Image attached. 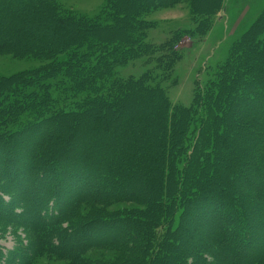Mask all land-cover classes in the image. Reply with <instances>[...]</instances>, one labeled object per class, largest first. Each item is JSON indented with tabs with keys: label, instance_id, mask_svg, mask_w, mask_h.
<instances>
[{
	"label": "trees",
	"instance_id": "1",
	"mask_svg": "<svg viewBox=\"0 0 264 264\" xmlns=\"http://www.w3.org/2000/svg\"><path fill=\"white\" fill-rule=\"evenodd\" d=\"M1 2L0 52L31 53L48 61L44 67L13 79H0V124L4 125V137H0V156L4 157H0V222L25 231L33 229L38 255L59 254L74 264H264V253L244 262L238 252H243V246L249 250L254 245V219L249 213L254 199L248 196L258 192L264 196V185L251 192L244 189L243 199L234 193L238 186L232 179L238 173L252 181L240 167L250 164L252 172L261 173L260 165H264L259 151H264V114L255 108L264 106V11L233 44L227 59L210 70L208 81L195 85L192 102L185 106L171 101L163 86L173 78L177 64L171 40L148 42L147 21L138 15L160 0H143L139 2L143 8L135 12L130 11L136 8V0L118 4L113 0L109 13H103L108 17L106 23L64 14L53 0H45L44 6L41 0L26 1L29 10L25 13L19 9L20 1ZM120 5L125 10L119 9ZM127 5L132 9L126 11ZM204 12L207 9L197 19V26L208 23ZM125 20L127 37L110 44L107 31L125 26ZM257 32L261 33L255 36ZM137 60L144 72L122 76L121 67ZM243 96L247 106L253 104L252 112L249 106L242 108ZM5 105H10L8 112ZM49 125L54 126L53 131L44 142L40 132ZM109 128L123 145L103 143L100 148L105 155L96 158L84 136L86 132L105 134ZM250 129H256L253 138L239 139L238 134ZM21 139L25 149L18 147ZM80 142L86 143L87 153ZM226 155L228 159L222 163ZM102 168L114 171L116 180L108 179V191H94L92 182L98 187ZM84 171L88 178L82 177L80 184L84 183L79 184L75 196L60 199L67 185L80 180L72 176L78 178ZM123 178L132 188L136 183L137 189L127 183L128 187H119ZM16 185L23 199L14 202L17 194L12 188ZM30 191L35 193L31 196ZM61 202L68 206L60 209ZM115 203L131 207H121L123 216L108 219L105 209ZM90 204L99 207L81 212L83 205ZM207 208L209 216L223 219L201 224L211 227L217 223L216 231L202 235L213 243L203 237L183 240L184 225ZM14 214L22 216L21 224L13 221ZM120 222L125 224L121 226L124 236L99 234L108 225L118 230ZM87 229L96 235H85L78 246L61 240L67 236L65 230L80 238ZM130 230L135 234L128 235ZM97 248L115 249L120 257H85L87 251ZM9 257L18 264H34V256L25 263L20 262L23 257L18 253Z\"/></svg>",
	"mask_w": 264,
	"mask_h": 264
},
{
	"label": "rangeland",
	"instance_id": "2",
	"mask_svg": "<svg viewBox=\"0 0 264 264\" xmlns=\"http://www.w3.org/2000/svg\"><path fill=\"white\" fill-rule=\"evenodd\" d=\"M1 1L2 0H0V2ZM12 1L15 2L16 0H12ZM17 1H20L19 3L20 11L22 13L28 12L29 5L26 4V1L29 2V0H17ZM53 1H55V3L58 4L59 9L61 10V12H64V14L67 15L76 14L82 19L88 17L93 21L106 23L108 17L106 15H103V13L104 14L106 12L107 14L109 13V9L112 8L110 2H112L113 0H53ZM141 1L143 0H136L135 2L136 8L134 10H131L130 12L141 10L143 8L139 4V2ZM160 1H161L160 3L155 4L154 8L141 11L138 13V15L141 19L147 21L146 24L148 25L149 29H147L146 31L147 33L146 39L148 42L160 44L168 39L171 40V46L174 48V51L177 53V64L175 67L173 78L167 81L163 86L165 87L171 101H173L175 104L189 106L192 102L193 90L195 88V85L198 82L199 84L204 85L209 79L208 77L210 76L209 74L210 70L217 68L216 66L218 64H220L221 62L227 59L233 44H235L238 40L242 39L244 34L248 32V30L251 28V26L256 21L258 16L264 11V0H160ZM119 2H122V0H117V4ZM34 4L37 5V3ZM41 5L42 6L45 5V0H41ZM124 7L123 5H120L119 9L125 10ZM130 9L132 8H130L129 5H127L126 11H129ZM206 9L207 12L204 13H207L205 15H207V17L209 18L207 20L208 23L203 22L200 26H197L198 24L197 19L201 16L202 11ZM35 19L39 20L40 15L39 17L37 16ZM127 27H128V21L125 20V26L113 27L112 30L113 32H111V30L107 31V35H106L107 41L111 44V43H116L119 40V38H123L124 36L127 37L128 35ZM260 33L261 32H257L255 36H258ZM262 35L263 34H261V36ZM246 51L252 53V51H255V49L247 48ZM33 55L34 54L31 53L29 54L24 53L19 55L15 53L0 52V79H4V80L13 79L16 76L30 72L33 69L44 67L48 60L43 57H38V56L36 57ZM141 65H142L141 61L137 60L136 62L130 63L127 66H122L121 75L122 76H128L130 74H135L137 76L141 75L144 72V69L142 68ZM250 82L252 83V81ZM255 84L257 85V83ZM251 98L252 97H250V99ZM243 99L244 96L243 98L240 97L242 108L246 109L249 106L250 108L249 110L252 112L254 107L253 104L247 106V104L243 102ZM259 103L260 102H258V104ZM154 104L156 105L157 101H154L153 105ZM9 108L10 105L7 106L5 105L4 111L8 112ZM255 108H259L258 112L260 113V115L264 114L263 105H256ZM242 112L243 111L241 110V112L240 113L238 112V114H242ZM248 114L251 113L248 112ZM58 125L59 127L61 126L60 124ZM2 126L4 125L0 124V137H4V135H2L4 131L1 132ZM53 127H54L53 125H49L46 129L40 132V137L44 142L46 139L50 138L48 133L49 131H53L52 129ZM12 130H16V128L14 127L12 128ZM255 130L256 129L254 130L250 129L248 130V133L245 134L243 133V135L238 134V136L240 137L239 139L244 140V139L253 138L252 137L254 135L253 131ZM113 134L114 131L110 128L108 133L105 134L92 133L90 135L89 132H86L84 136L85 137L84 140L88 141L87 142L88 146H90L91 149L93 150L92 155L94 157L100 158L101 156L105 155L103 150H101L100 148V146L103 145V143H107L108 146L122 144L121 139L117 141V138H115ZM20 141L21 142H19L18 147L20 146L22 149H25L26 147L24 141H22V139ZM62 141L63 140H61L60 142ZM71 142L73 144V139ZM78 144H80V148H82L87 153L86 147H84L86 143L80 142ZM73 146H77V145L73 144ZM224 150L228 153L230 151L229 149L226 148ZM259 151H261L260 154L264 155V151L262 149H260ZM0 157L1 159L4 158L2 157V153ZM227 159L228 158L226 155V157H223L222 163H224ZM0 163L2 164V162ZM247 163H249V161ZM78 167L81 168V165H79ZM91 167L92 166H90V168ZM260 168L262 169L261 173L260 172L257 173V172H252L250 170V164L243 165L240 167L241 171H244L243 173H246L248 176H250L249 180L252 181H247L246 177L241 178L240 174L238 175V173L234 177H232V179L234 178L233 180L235 181V184H237L238 186V188H236L238 190H235L234 192L237 194V196L238 195L242 196V198L245 199L246 195L245 193H243L244 189L251 192L254 191L253 189H256V187L264 185V165H260ZM101 172L104 175L102 177L103 179L101 180L99 179L98 187L94 184V182H92V180L90 181L93 183V187H95L94 191L96 190L108 191L110 188L107 183L108 179H111L112 181L116 180L115 179L116 173L114 171L102 168ZM48 175L49 174H47V176H45V178L41 180L43 184H45ZM84 175L86 176L85 179L86 181L88 178V172L85 171L82 172L78 178L76 177L74 178V176H72L73 180L74 179L76 180L80 179V180L76 181L75 183L73 182V185H71L70 187L67 185L68 188L66 186V188L63 190V193L60 194V199H65L66 196L69 199L73 198L76 194V191L80 189L79 184L81 179L83 180L82 177H84ZM219 177L221 180L222 178L221 175H219ZM127 180L128 179L123 178L121 185H119V187L127 186L128 184V186L132 188V184L130 185ZM50 182L51 181L49 180L48 184ZM83 183L84 182L82 181L81 184ZM239 183L241 185H239ZM5 184L6 183H4L3 188L6 186ZM12 189H13L12 192H15V194H17L14 196V202L23 199L22 196H18L20 195L17 191L18 185H16V188H12ZM132 189L134 190L137 189L136 183L133 184ZM49 192L52 193L53 191H49ZM34 193L35 191H32L29 194H31L32 196V194ZM26 196L28 197V195ZM248 197H250L251 200L254 199L252 201L253 205L249 209V213L252 215L254 219V226H255L254 240H253L254 245H252V249L249 250L247 247L243 246V252L241 251L238 252L241 253L242 259L249 258V256L256 257L257 259L259 258L258 256L260 254L264 253V196L260 194V192H258L256 195L252 194V196H248ZM4 199L5 201H7L9 200V197L7 196ZM66 202H61V204L59 203L60 209L66 208L68 206ZM97 207H99V205H94V204H90L87 206L83 205L81 208V212L90 211L92 209H96ZM121 207L128 209L131 207V204L115 203L112 204L111 206H107V208L105 209V213L108 214L105 217H107L108 219L109 218L116 219L115 217L123 216L124 215V213L122 212L123 209L119 210ZM114 211L117 214H113ZM208 211L209 213L211 212L210 209L207 208L206 211L203 212V214H200V217L199 216L197 217V219H194L191 216L192 219L190 220V223L188 225L186 224L184 225L187 232L184 235H182L183 240L187 239L188 241L190 240L193 241V239H195L196 237L199 238L203 237L206 241L213 243L211 239L207 240V237L202 235L206 234L207 232L212 234L211 231H216L214 230L216 229L214 227L217 226V223H215L216 226L212 225L211 227H205L201 224L210 223L211 221L215 222L217 220L218 222H221L220 220L223 219L222 216H218V219L215 220L214 216L208 215L209 214L207 213ZM19 213L22 214L23 211L21 210V212ZM97 214L98 213L94 215ZM88 216L92 217V214ZM11 218L15 223L19 222L21 224V222H23L21 215L14 214L11 216ZM121 220L125 224L128 223L127 218H122ZM123 222L122 223L120 222L118 230L115 229L117 227L115 225H108L109 228H106L107 226L102 227L99 225L98 226L96 225V227L98 229L102 227L101 229L102 232L99 234L102 235L110 234V236L113 238L115 237L119 238L125 235V233H123L121 230V226L125 225L123 224ZM65 225L66 224H64V227ZM194 227H197L198 229L195 230ZM65 231H68L66 232L67 236L63 237L61 240L68 243L73 242L74 245L76 246L80 244L79 242H82L79 240H82V238L84 240L85 235L88 238L91 237L92 235H96L95 234L96 232L93 229H91L90 231H88L87 229L85 232H82L80 234L81 236H78L80 238H75L74 232L72 234H68L69 230H65ZM134 234L135 232L133 230H130L128 235H134ZM35 243H36V235L33 232V229H31L30 231H25L22 228L13 226L10 223L0 222V246H2L1 248L3 249V251L1 250L2 253H0V264H18L17 261L15 263V260H12L13 259L12 257H9L10 255L15 256L17 253L20 255V257L21 256L23 257L22 259L17 258L20 259V262L23 263H25V259L28 260L30 257L32 258V256H34V264H74V261L72 259L61 258L59 257V254L38 255V253L35 252L36 250ZM230 244L231 243L229 242L227 245L230 246ZM3 252L5 253L10 252V254L9 256H6ZM86 253L87 254H85V257H89V258L96 257L97 259H117L120 257V252L112 248L111 249L97 248L91 251H87ZM232 254L234 256L237 255L236 253H232ZM246 261L247 260L245 259L244 262Z\"/></svg>",
	"mask_w": 264,
	"mask_h": 264
}]
</instances>
